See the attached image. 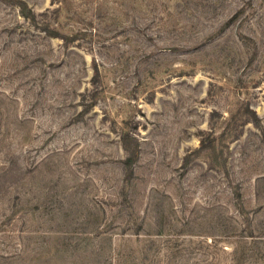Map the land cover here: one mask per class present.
Returning a JSON list of instances; mask_svg holds the SVG:
<instances>
[{
  "label": "rangeland",
  "instance_id": "obj_1",
  "mask_svg": "<svg viewBox=\"0 0 264 264\" xmlns=\"http://www.w3.org/2000/svg\"><path fill=\"white\" fill-rule=\"evenodd\" d=\"M0 264H264V0H0Z\"/></svg>",
  "mask_w": 264,
  "mask_h": 264
},
{
  "label": "trees",
  "instance_id": "obj_2",
  "mask_svg": "<svg viewBox=\"0 0 264 264\" xmlns=\"http://www.w3.org/2000/svg\"><path fill=\"white\" fill-rule=\"evenodd\" d=\"M136 155L133 154V156H130L127 160H126V164L127 165H131L135 159Z\"/></svg>",
  "mask_w": 264,
  "mask_h": 264
}]
</instances>
